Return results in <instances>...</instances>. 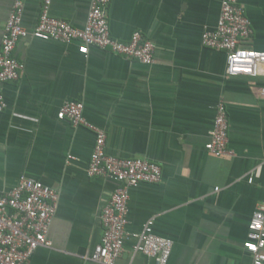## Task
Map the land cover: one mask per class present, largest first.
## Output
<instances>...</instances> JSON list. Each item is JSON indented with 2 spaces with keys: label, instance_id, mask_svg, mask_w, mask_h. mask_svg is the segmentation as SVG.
<instances>
[{
  "label": "crops",
  "instance_id": "1",
  "mask_svg": "<svg viewBox=\"0 0 264 264\" xmlns=\"http://www.w3.org/2000/svg\"><path fill=\"white\" fill-rule=\"evenodd\" d=\"M91 0H51L49 14L83 27ZM12 0H0V42ZM221 0H111L112 37L128 41L138 30L155 44L151 65L90 46L26 37L14 56L18 79L2 85L0 197L21 176L59 193L47 234L28 264H99L100 212L114 185L86 173L93 133L57 117L67 100L83 102L85 118L106 133V152L143 158L161 167L156 184L129 190L130 232L151 220L172 240L167 264H251L244 248L248 224L264 199V75L227 76L225 53L204 47ZM252 34L242 47L264 51V0H239ZM42 0H25L22 24L31 31ZM225 103L232 155L205 149L215 107ZM252 176L251 182L248 180ZM218 188V189H216ZM124 244L117 264H154Z\"/></svg>",
  "mask_w": 264,
  "mask_h": 264
},
{
  "label": "built area",
  "instance_id": "2",
  "mask_svg": "<svg viewBox=\"0 0 264 264\" xmlns=\"http://www.w3.org/2000/svg\"><path fill=\"white\" fill-rule=\"evenodd\" d=\"M12 1L0 42V114L7 106L2 85L18 79L23 69V64L14 56L15 47L19 40L28 36L65 43L78 40V50L85 55L90 46H95L145 65L154 63L155 44L141 31L132 32L125 42L111 36L108 21L111 0H91L81 28L51 16V0H42L38 21L31 31L22 24L25 0ZM251 34L250 20L239 0H221L216 25L203 31L201 44L225 53L227 76L256 77L264 75V51L246 49L241 45ZM83 108L82 101L67 100L57 111V117L93 133V148L86 173L89 177L100 176L114 185L100 212L102 235L90 259L99 264H117L125 242L133 238L134 253L151 258L154 264H167L173 242L154 233L151 220L140 232L126 229L129 190L141 183H159L161 167L143 158H120L108 154L105 131L85 118ZM228 130L227 109L225 103L219 101L205 143L207 152L215 157L233 154L228 148ZM248 180L251 182L252 176ZM58 199L56 189L28 176H21L17 184L0 197V264H28L38 247L51 245L47 234ZM244 248L252 256L251 264H264V199L253 211Z\"/></svg>",
  "mask_w": 264,
  "mask_h": 264
}]
</instances>
